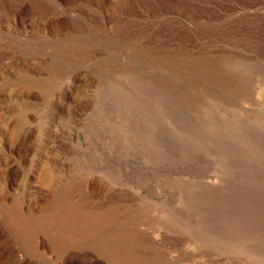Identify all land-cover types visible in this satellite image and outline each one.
I'll return each mask as SVG.
<instances>
[{"label": "rangeland", "instance_id": "rangeland-1", "mask_svg": "<svg viewBox=\"0 0 264 264\" xmlns=\"http://www.w3.org/2000/svg\"><path fill=\"white\" fill-rule=\"evenodd\" d=\"M0 264H264V0H0Z\"/></svg>", "mask_w": 264, "mask_h": 264}, {"label": "bare ground", "instance_id": "bare-ground-1", "mask_svg": "<svg viewBox=\"0 0 264 264\" xmlns=\"http://www.w3.org/2000/svg\"><path fill=\"white\" fill-rule=\"evenodd\" d=\"M43 178V177H42ZM50 178V177H49ZM47 179H48V177H47ZM43 180H44V178H43ZM78 209H80V208H78ZM76 210V209H75ZM81 210V209H80ZM85 211V210H84ZM45 217V216H44ZM90 217V216H89ZM94 217V216H93ZM75 218V217H74ZM79 218H81L82 219V217L81 216H79L77 219H79ZM84 218V217H83ZM82 220H84V219H82ZM89 220V219H88ZM94 221H95V219H93ZM43 221V220H42ZM41 221V222H42ZM75 222H77V220H74ZM43 222H45V220L43 221ZM42 222V223H43ZM84 222H86V221H84ZM96 222V221H95ZM46 223V222H45ZM45 223H43V224H45ZM81 223V222H80ZM44 226V225H43ZM94 226V225H93ZM75 228H76V225H75ZM78 228H81V227H79L78 226ZM84 229H85V227H84ZM89 229V228H88ZM72 230V229H71ZM79 230V229H78ZM81 230H83V229H81ZM93 230V229H92ZM85 230H83L82 232H84ZM64 232H66V231H64ZM74 232V231H73ZM75 233V232H74ZM74 233H72L73 235H75ZM67 234V233H66ZM76 234H77V232H76ZM61 236V235H60ZM65 236V235H64ZM66 236H69L68 234L66 235ZM65 236V237H66ZM62 237V236H61Z\"/></svg>", "mask_w": 264, "mask_h": 264}]
</instances>
